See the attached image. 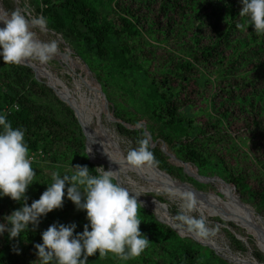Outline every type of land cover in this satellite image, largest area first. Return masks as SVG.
Masks as SVG:
<instances>
[{
    "label": "trees",
    "instance_id": "trees-1",
    "mask_svg": "<svg viewBox=\"0 0 264 264\" xmlns=\"http://www.w3.org/2000/svg\"><path fill=\"white\" fill-rule=\"evenodd\" d=\"M1 2L9 13L27 6L34 17L46 18L47 28L61 36L100 84L116 119L114 130L131 147L147 136L142 126L135 127L143 122L156 141L150 151L158 169L203 192L218 193L217 184L235 198L227 186L199 182L172 164L161 149L164 142L167 151L192 165L189 172L222 178L264 219V34L257 35L249 18L239 15L240 0ZM0 114L25 134L36 172L25 194L28 205L53 183L54 173L71 175L73 166L86 165L91 175H98L95 168L100 166L89 160L73 110L29 67L5 64L2 57ZM67 186L63 206L42 216L34 229L30 224L29 231L11 240L7 232L0 234V264H39L34 245L42 243L41 233L53 223L74 222V235L84 230L86 212L67 198ZM153 195L169 204L172 217L178 215L177 206L164 195ZM21 206L0 196V223L10 227L6 216ZM139 218L140 231L149 240L139 257L96 253L88 264H232L181 236L142 204ZM211 220L226 224L219 217ZM227 224L245 237L236 225ZM222 231L232 253H247L250 248L234 232ZM251 245V257L264 264V253Z\"/></svg>",
    "mask_w": 264,
    "mask_h": 264
},
{
    "label": "clouds",
    "instance_id": "clouds-1",
    "mask_svg": "<svg viewBox=\"0 0 264 264\" xmlns=\"http://www.w3.org/2000/svg\"><path fill=\"white\" fill-rule=\"evenodd\" d=\"M239 15L248 17L257 35L264 34V0H240ZM0 57L5 64L21 65L28 61L47 64L58 51L56 41L44 42L37 38L47 30L45 17H33L25 6L10 13L0 9ZM244 25L237 24L238 28ZM110 158V157H109ZM111 159V158H110ZM112 160V159H111ZM128 166L143 171L153 169L159 161L150 151V139L139 140L138 147L129 148L124 157ZM71 175L54 173L53 183L30 205L25 201L28 187L34 182L36 172L32 167L29 148L22 129L13 128L6 115L0 114V196H8L22 206L6 216L10 227L0 223V234L8 233L9 239L20 237L38 226L40 218L48 212L61 208L66 195L76 206L84 210L88 224L74 235L76 224L53 223L41 233L42 243L35 244L39 264H88V257H104L111 253L123 259L139 257L149 240L141 233L139 225L138 192H130L119 182L116 171L95 168L98 175H91L88 166H73ZM167 196L178 201L177 220L187 232L200 239L217 235L219 225L208 226L204 216H193L199 211L201 201L189 189L168 187ZM130 193H134L130 194ZM89 226L90 229L89 230ZM15 251L19 253V249Z\"/></svg>",
    "mask_w": 264,
    "mask_h": 264
},
{
    "label": "rangeland",
    "instance_id": "rangeland-1",
    "mask_svg": "<svg viewBox=\"0 0 264 264\" xmlns=\"http://www.w3.org/2000/svg\"><path fill=\"white\" fill-rule=\"evenodd\" d=\"M14 3L17 4L18 3L17 0ZM26 5H28V4L26 3ZM0 9H2L1 6H0ZM32 16L34 17V15H32ZM3 26H4L3 23L0 22V27H3ZM33 30L37 32V38L38 39H40L41 41H44V42L56 41L58 44V51L62 50L64 52H67L71 56V58H69L66 61L61 59L60 57L54 56L47 64H41L38 61H34L38 66H42L44 69H47L49 71V73L52 74V77L54 76L52 81L54 83L55 89L58 92H59V89H61L62 94H64L65 90H67L69 92V95L71 96V98L73 100H75L76 102H78L79 104H81L82 102L83 103L85 102L87 104L89 103V101L91 102V99L89 97L85 98L86 96H91L92 98H94V95L89 92L90 91V83H89L90 78L87 74H85L86 72L82 66L81 60L77 56H74L72 50H70V48L68 46H66V43L63 41V39L61 38L60 35H56L54 33H51L48 30H46L45 32H40L38 29H33ZM60 44H64L65 46L61 47ZM58 56H61V55L58 54ZM78 63H79V65H77ZM38 69H41V68L38 67ZM47 79L48 78L44 77L41 74L38 75V80L42 83L46 84L49 81V80L47 81ZM49 83H50V81H49ZM78 83L80 84L79 86H78ZM92 84L94 85L93 82H92ZM84 95H85V97H84ZM100 99H101V96H99V100ZM77 114L79 115L80 118L82 117L81 114H79L78 112H77ZM81 120H82V118H81ZM99 120H100L102 140L106 144L107 148L114 150L115 155L124 160V157L126 156V153L129 150V148H133V147H131L128 140H124L122 137H120L118 134H116V132L114 130V126H113L114 121L113 120L108 121L105 117V111H104L103 104H102L101 113L97 116L96 115L93 116V118H92L91 130H93L96 127V125H98ZM87 134H88V139H89L90 145L92 146V149H93L92 150L91 147L88 146V139H86L85 143L87 144L88 154L92 158L91 162H93L94 164H96L100 167H103L105 170H111L112 171V169L109 165L110 164L108 161L109 159H107V164H99V163L95 162V160H93V159H97L98 161L103 162V159L100 156V153L94 144L97 141L94 140V142H92V138H90L89 131ZM156 171H158V170H156ZM119 178L122 181V185L124 187L128 188L130 192H138L141 194L137 197V200H138V198L139 199L142 198L143 201H141V202L139 200L138 201L143 206H145L149 210L153 211L159 220L160 219L167 220L171 224H173L179 231L182 230L181 233L184 235H181V236L191 235V236L195 237V239L198 243H200L199 241H202L204 243H208V244L212 245L219 252V254L224 255L227 258V260H231L232 264H234V263H236V264H260V263H256L255 261H253V259H252L253 257H251V254H250V251L252 248L251 244H254V246L259 248L260 251L264 253V243L259 239L258 235L250 228L249 224L239 214L223 212V211H220L217 209L210 210L209 208L211 207V205L208 203L209 201H206V200H205V204L208 203L207 205L209 208H207L203 203H201L199 206V211L192 213L193 216H201V215L204 216L208 222L209 227H212L213 225L216 224L213 220H211V218L219 217L220 219L224 218L228 221H232L230 223H233L234 225H236L241 230V233H243V235H245L244 238H246V241L248 243V247L250 249L247 251L246 254L233 253V257L230 258L229 252L227 250V247H228L227 241L224 237V233H223L222 229H223V227H225V228H228L231 232H236V233H238V232H237V230L233 229L231 226H228V224H227L228 221H225L226 224H223V225L222 224H216V225H219V231H218L216 236L210 237L208 239H200V238L196 237L194 234L187 232L184 227L180 226V222L177 220V214H173V215H175L173 217L170 215L169 211H167V210H169L168 209L169 204L164 203V204H166V210H165V207L161 203L157 202L154 199L155 196L153 194H162L169 200L170 203L176 205L178 210L180 211L179 206H178V203H179L178 201H174V200L170 199L167 196L165 191H163V190L160 191V190H158L157 186H154V185L159 186L160 184L155 183V182L149 183L146 181V180H152V176L150 174L142 173L137 169L128 167L124 173L121 172V175ZM166 178L168 180H170L168 177H166ZM214 185H215L217 192H219V190H221L223 192V194L225 195V197H219L220 199L231 200L232 201V207H236L237 209H239V206L241 204H239L238 201L230 195L229 191H227L223 187H218L217 184H214ZM209 192H212V191H209ZM214 193H215V191H214ZM236 194L241 199L238 192H236ZM133 195H134V193H133ZM196 196H199V195L196 194ZM242 207H245V206H242ZM224 219H222V220H224ZM242 225H245L247 229L244 228ZM249 231L252 232L253 234H255L256 238ZM248 236L251 237L252 243L248 242ZM188 237H190V236H188ZM215 242L219 243L222 246V250H219V248L214 245ZM201 245H204V244H201ZM245 245H247V244H245Z\"/></svg>",
    "mask_w": 264,
    "mask_h": 264
},
{
    "label": "bare ground",
    "instance_id": "bare-ground-1",
    "mask_svg": "<svg viewBox=\"0 0 264 264\" xmlns=\"http://www.w3.org/2000/svg\"><path fill=\"white\" fill-rule=\"evenodd\" d=\"M79 65V63L77 64ZM41 69L37 70L38 75H43L44 77L48 78V80L50 81L51 86L54 87V83L52 81L53 77L52 74L49 73V71L47 69H44L42 66H38ZM90 83V93L94 95V98H92L91 96H86L84 95L85 98H90L91 102L89 101V103H81L79 104L78 102H76L75 100H73L71 98V96L69 95V92L67 90H65L64 94H62V90L59 89V95L62 96L79 114H81V118L83 120L84 123V128L86 133L90 134V138H92V142H94V140H96L97 144H95L97 150L100 153V156L103 159V162L107 164V159H109V165L112 169V171H116L117 172V176L120 177L121 172L124 173L125 170L130 167L126 164V162L115 155L114 150L107 148L106 144L104 143V141L102 140V135H101V127H100V121L98 122V125H96V127L91 130V121L93 116H97L101 113L102 110V102L101 99L99 100V93L95 90L94 86L92 84L91 81H89ZM84 84V83H83ZM80 84L78 83V86ZM81 88V87H80ZM82 93V92H81ZM88 146L91 147L89 139H88ZM93 150V149H92ZM112 159H110V158ZM138 170V169H137ZM142 173H148L152 176V180H146L149 183H158L160 184L158 185H154L157 186L158 190H163L165 191L166 188L168 187H179L181 189H189V188H185L180 186V184H178L177 182H173L168 180L163 173L156 171V169H144L143 171L139 170ZM190 190V189H189ZM154 191V190H153ZM198 199L201 201V203H203L207 208L208 207V203L211 205V207L209 208L210 210L213 209H217L223 212H229V213H237L239 214L250 226V228L258 235L259 239L264 243V222H261L260 220L256 219L252 213L249 211L250 209L247 207H242L241 205L239 206V209H237L236 207H232V202L228 201V200H222L217 196H207L202 197V196H197ZM205 200L209 201L208 203L205 204ZM182 231V230H181ZM180 231V232H181ZM208 241V240H207ZM211 241V240H210ZM214 245L216 247L219 248V250H222V246L215 242ZM224 250V249H223ZM227 250L229 252V257L232 258L233 257V253L230 251V249Z\"/></svg>",
    "mask_w": 264,
    "mask_h": 264
},
{
    "label": "water",
    "instance_id": "water-1",
    "mask_svg": "<svg viewBox=\"0 0 264 264\" xmlns=\"http://www.w3.org/2000/svg\"><path fill=\"white\" fill-rule=\"evenodd\" d=\"M14 2H16V0H13ZM0 3H1V5H2V2H1V0H0ZM2 9L3 10H5V8L3 7V5H2ZM6 11V10H5ZM47 30L48 31H50L48 28H47ZM51 33H53L52 31H50ZM57 53L58 54H60L61 56H58V54H56L55 56L56 57H60L61 59H63V60H68L69 58H71V56L67 53V52H64V51H62V50H60V51H57ZM22 65H25V66H27V67H29L33 72H34V76H35V78L38 80V73H37V70H38V65L36 64V63H34L33 61H28V62H25V63H23ZM82 66H83V68L85 69V74H87L88 76H89V78H90V81L91 82H93L94 83V88H95V90L99 93V96H101V102H102V104H103V107H104V111H105V117H106V119L108 120V121H116V119L113 117V115L111 114V112L109 111V107H108V100H107V98H106V95H105V93L102 91V89H101V86H100V84L97 82V80L93 77V75H92V73L90 72V70L88 69V67L86 66V64H84V63H82ZM81 77V76H80ZM39 81V80H38ZM45 84V83H44ZM46 85L48 86V87H50L52 90H53V92L56 94V96L62 101V102H64L65 104H67L72 110H73V112H74V115H75V117H76V119H77V121H78V123L80 124V126H81V128H82V132H83V134H84V137H85V140L86 139H88V136H87V133H86V131H85V128H84V126H83V124L81 123V121H80V119H79V117H78V115H77V113H76V111H75V109L67 102V101H65V100H63L62 99V97L59 95V93L56 91V89H55V87H53V86H51L48 82L46 83ZM100 121V120H99ZM98 121V122H99ZM127 126L128 127H130L131 125H128L127 124ZM143 127V129H144V131H145V133L147 134V136H148V138L150 139V146L151 147H153V146H155V144H156V141L154 142L153 140H152V137H151V135L146 131V129H145V124L143 123V122H140L139 124H137V125H135V127L136 128H139V127ZM85 147H86V152H87V154H88V151H87V144L85 143ZM161 149L169 156V161L172 163V164H174L175 166H179V167H182V170H183V172L186 174V175H188V176H190V177H193L194 179H196L197 181H199V182H203V183H209V184H214V182H218L219 184H223L224 186H227L228 188H230L229 190L232 192H234V195H235V198H236V200L238 201V203L239 204H241L242 206H245V207H247V208H249L250 210V212L254 215V217L256 218V219H258V220H260L261 222H264V219H262L259 215H256V213H255V211L248 205V204H246L245 202H243L240 198H239V196L236 194V190H235V187L233 186V185H231V184H229V183H227L226 181H224L222 178H220V177H218V176H204V175H200V174H192L191 172H189L188 171V169H187V167L189 166H192L190 163H187V162H184V161H182V160H180V159H178V158H176V156L174 155V154H172V153H170L169 151H167V148H166V145H165V143L164 142H161ZM88 156H89V160L91 161V157H90V155L88 154ZM93 160H95V162H97V163H99V164H106V163H103V162H100V161H98L97 159H93ZM195 170H197V168L196 167H193ZM154 169H156V170H158L159 172H161V173H163L166 177H168L171 181H173V182H177L178 184H180V186H182V187H187V188H189V189H191V190H193L196 194H198V195H200V196H202V197H207V196H213V195H215V196H217V197H225V195L223 194V192L221 191V190H219V192L218 193H214V192H203V191H200V190H197V189H195L194 187H192L191 185H189V184H187V183H183V182H180V181H177V180H175V179H173L170 175H168L167 173H165V172H163V171H161L160 169H158L157 167H155ZM118 177V176H117ZM118 180H119V182L120 183H122V181H121V179L118 177ZM123 186V185H122ZM130 194H133V193H130ZM157 202H159V203H161L164 207H165V210H166V204H164L163 202H160L159 200H157L156 198H154ZM138 200L141 202V201H143L142 200V198H138ZM168 211V210H167ZM221 217V216H220ZM222 218V217H221ZM222 219H224V218H222ZM160 221H162V222H164V223H166V224H168L171 228H173L174 230H176L180 235H184V234H182L173 224H171L169 221H167V220H162V219H160ZM224 221H228V220H226V219H224ZM228 222H232V221H228ZM235 223V222H234ZM234 234H235V236L239 239V240H241V241H243L245 244H247L246 246H248V243H247V241H246V238H244V237H241L240 235H238V234H236L235 232H234ZM188 236H190L192 239H194L195 241H196V239H195V237H193V236H191V235H188ZM201 244H204V245H206V246H209L210 248H212L217 254H219V252L212 246V245H210V244H208V243H204V242H202V241H199ZM259 249V248H258ZM260 250V249H259ZM221 257H223V258H225V259H227L224 255H222V254H219ZM253 259V258H252ZM228 261H230V262H232L231 260H228ZM253 261H255L256 263H258L255 259H253ZM234 264H236V263H234Z\"/></svg>",
    "mask_w": 264,
    "mask_h": 264
}]
</instances>
